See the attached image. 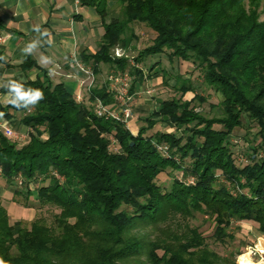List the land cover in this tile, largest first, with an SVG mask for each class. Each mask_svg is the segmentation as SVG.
Returning <instances> with one entry per match:
<instances>
[{"label":"trees","instance_id":"trees-1","mask_svg":"<svg viewBox=\"0 0 264 264\" xmlns=\"http://www.w3.org/2000/svg\"><path fill=\"white\" fill-rule=\"evenodd\" d=\"M261 2L79 0L96 10L103 30L97 49L81 51L80 62L94 72L105 64L113 74L128 73L131 93L147 78L140 64L168 51L171 62L191 61L202 68L204 81L223 96L221 112L207 117L197 111L193 102L204 98L184 99L192 87L179 77L173 89L180 96L160 99L133 134L124 122L93 112L89 101L95 97L113 105L106 83L94 85L86 102L62 82L52 83L44 70L35 80H16L42 89L44 99L27 109L0 105L5 118L19 112V122L30 128L20 147L0 132V181L13 186L20 175L24 184L14 188V202L23 197L27 205L32 198L58 212L52 224L35 218L28 227L22 220L11 223L0 199V258L7 264H237L242 250L220 255L192 220L202 215L212 225L209 238L226 246L236 241L230 231L234 221L250 222L264 235V155L256 157L252 146L246 163L237 164L229 141L243 115L258 124L264 140ZM134 22L155 36L130 63L114 50L130 45ZM161 70L166 84L168 74ZM155 117H164L171 129L147 134L162 122ZM111 139L118 150L110 148ZM168 169L181 175L171 172L169 185L157 183ZM33 183L38 185L32 188Z\"/></svg>","mask_w":264,"mask_h":264},{"label":"crops","instance_id":"crops-1","mask_svg":"<svg viewBox=\"0 0 264 264\" xmlns=\"http://www.w3.org/2000/svg\"><path fill=\"white\" fill-rule=\"evenodd\" d=\"M102 32L100 15L93 7L80 5L79 0H0V105L5 107L3 102L8 98V92H4L2 87L13 80H35L42 75V70L52 83L62 82L70 93L76 95L80 92L83 100L87 102L89 95L79 82L85 79V75L70 63L73 55L80 62L79 53L83 50L94 52ZM29 44H34L31 53L22 52ZM43 58H47V62ZM30 62L34 64L28 67ZM103 65L105 64L98 66L97 72L93 71L94 85L106 83L108 91L111 86L117 85L110 80V76L116 74L111 73L105 78H99ZM141 87V84L136 85L131 92L132 114L135 118L134 121L131 120V126L130 121L128 125L133 134L137 132L139 125L143 124L140 122L145 117L141 116L142 112L151 113L157 108L149 110V103L141 101L147 89L146 87L141 90ZM108 92L114 95L112 91ZM137 99L139 102H135ZM4 120L13 128L15 118L4 117L0 120V125ZM15 129L13 130L16 133L24 137L22 140H15L17 144L29 140V127L19 123ZM0 132L4 133L2 126ZM26 136L28 140L25 141ZM13 190V186L0 181L2 203L7 200L6 202L17 205L12 200Z\"/></svg>","mask_w":264,"mask_h":264},{"label":"rangeland","instance_id":"rangeland-1","mask_svg":"<svg viewBox=\"0 0 264 264\" xmlns=\"http://www.w3.org/2000/svg\"><path fill=\"white\" fill-rule=\"evenodd\" d=\"M115 14H119L121 11V7L119 4H115L112 6ZM260 13V19H264V2L260 3L258 8ZM130 26L133 28L134 38L131 41L130 45L127 48L120 49L121 56H127L130 63H133V57L137 54L138 51L143 48L149 46L153 38L155 36L154 32L145 24L134 22L131 23ZM168 51L161 52L159 54L148 56L144 63H141L140 66L143 68V73L147 76L145 83H141L142 89L150 90V94L144 93L142 95L141 101H145L149 103V110L157 107L158 101L160 99H169L172 97L180 96V92L173 89V86L177 84V79L179 77L180 80L187 79L189 85L192 87L187 92H185L183 98L191 99L194 94H198L204 101L195 100L193 105L197 111L203 113V115L207 117L220 115V101L223 99L222 94L215 90L214 87L210 86L204 81L202 68L198 67L197 64H192L190 61H182V60H174L170 61L167 56ZM158 63L152 72H148V66L153 63ZM165 69L167 76L169 77L168 82L164 84L162 82V70ZM114 69L110 68L108 65H103V69L101 72V77L105 78L109 74L113 73ZM154 73V74H152ZM151 74L153 76H148ZM131 77V76H130ZM97 78V77H96ZM133 78V76H132ZM184 81V80H183ZM187 82V83H188ZM139 89V88H138ZM135 102H139V99L135 100ZM151 108V109H150ZM149 113V111H147ZM133 113V111H132ZM148 113L142 112L141 116H146ZM21 117V113L16 112V115L13 117L16 121L12 124V129L16 130V126L19 125V119ZM135 115L132 114L129 118L130 126ZM160 119L162 122H158L154 127L147 131V134H151L156 130H167L169 131L171 127H166V122L164 121V117H155ZM144 119L142 118L140 122ZM134 121V120H133ZM142 123L139 125L141 126ZM218 127L219 126H215ZM259 126L255 121H250L245 115L242 117V126L240 128H236L232 136L230 137V146L233 152V155L236 159L237 164H244L248 160V156L252 155V146L257 147L256 157H262L264 155V140L257 133L259 131ZM136 133V132H135ZM181 132H178L179 136ZM45 135V134H44ZM45 138V136H41ZM14 139V138H12ZM16 140V139H14ZM28 140V136H26L25 141ZM28 141L21 143L22 145L26 144ZM17 143V142H16ZM21 144H17L18 147L22 146ZM110 148L114 151L118 150L116 143L111 139ZM171 172L179 177L181 174L178 172H173L170 169L161 173L157 179V183L167 186L171 182ZM38 184L33 183L31 187H36ZM18 187L17 183L13 185V188ZM23 189V188H22ZM36 195V193H34ZM35 197V196H34ZM20 198L21 202L17 203V205H13L10 202H3V205L7 207V211L9 214L10 222H14L16 220H22L25 226L30 225L31 220L35 218H41L48 225L53 223L54 215L58 212V210L51 206H40L35 200L30 198L27 202V205H23L24 198ZM192 223L199 227V230L206 236L207 242L211 249L215 250L220 255H225L228 252H234L236 249H240L243 252L239 255L252 250L251 259L253 261H259L261 259L262 253L260 249H264V240H261L260 237H264V235L260 234L254 224L246 221H234L231 224L230 231L234 233L236 236V241L228 246L222 245L221 243L214 242L209 238V235L212 233V225L209 222H205L204 217L202 215H197L196 219L192 220ZM240 228L242 230H240ZM238 256V257H239ZM237 263V258H236Z\"/></svg>","mask_w":264,"mask_h":264},{"label":"built area","instance_id":"built-area-1","mask_svg":"<svg viewBox=\"0 0 264 264\" xmlns=\"http://www.w3.org/2000/svg\"><path fill=\"white\" fill-rule=\"evenodd\" d=\"M121 50L116 48L114 54L116 56H121ZM71 66H76L81 72L84 73L85 79L80 80V85L84 87L85 91L89 94L90 89L95 83V74L90 67L84 66L78 59L73 55ZM110 80L114 81L116 86H111L108 91H112L113 95V105H106L99 97H95L90 101L93 112L96 116L102 117L104 119H115L125 123L126 127L129 128L128 121L132 114L131 103L133 100L132 94L129 91L131 77L128 73H123L121 75L110 76ZM145 92L150 94V90L146 89ZM76 99L83 100L82 95L77 93ZM3 125V124H2ZM4 134L8 137H12L16 140H22L24 137L22 134L16 133L8 124L3 127ZM159 151L167 154V147L160 145L158 146ZM1 174V171H0ZM15 182L19 187L23 186L24 182L20 175L15 177Z\"/></svg>","mask_w":264,"mask_h":264},{"label":"clouds","instance_id":"clouds-1","mask_svg":"<svg viewBox=\"0 0 264 264\" xmlns=\"http://www.w3.org/2000/svg\"><path fill=\"white\" fill-rule=\"evenodd\" d=\"M34 44H29L22 49L24 53H31ZM47 62V58H43ZM7 99L3 102L5 106L11 105L16 109H27L29 105L34 108L41 100L44 99V92L39 88L25 87L24 83L17 82L15 80L11 81L8 86ZM5 116L4 112H0V120H3ZM8 121L4 120L2 127H6ZM261 240H264V237H260ZM264 253V249H260ZM252 250L242 254L237 257V264H264V254H262L259 261H253L251 259ZM0 264H7L2 258H0Z\"/></svg>","mask_w":264,"mask_h":264}]
</instances>
